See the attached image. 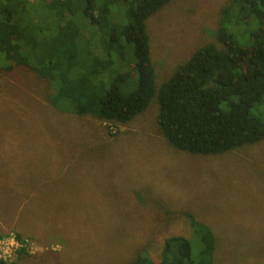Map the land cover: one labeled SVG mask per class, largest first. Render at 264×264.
Returning <instances> with one entry per match:
<instances>
[{"label": "rangeland", "instance_id": "obj_1", "mask_svg": "<svg viewBox=\"0 0 264 264\" xmlns=\"http://www.w3.org/2000/svg\"><path fill=\"white\" fill-rule=\"evenodd\" d=\"M227 2L172 0L148 19L157 83L216 42ZM50 91L38 72L0 71V239L22 237L7 262L128 264L141 249L157 261L188 211L215 233L213 264H264V139L192 155L159 135L155 105L111 124L51 105Z\"/></svg>", "mask_w": 264, "mask_h": 264}, {"label": "trees", "instance_id": "obj_2", "mask_svg": "<svg viewBox=\"0 0 264 264\" xmlns=\"http://www.w3.org/2000/svg\"><path fill=\"white\" fill-rule=\"evenodd\" d=\"M171 1L0 0V71L38 72L52 84L51 105L111 124H128L155 105L159 135L192 155L259 143L264 0H228L216 42L195 49L157 83L147 21ZM183 216L187 232L166 237L157 261L141 249L128 264H213L212 228L188 211Z\"/></svg>", "mask_w": 264, "mask_h": 264}, {"label": "built area", "instance_id": "obj_3", "mask_svg": "<svg viewBox=\"0 0 264 264\" xmlns=\"http://www.w3.org/2000/svg\"><path fill=\"white\" fill-rule=\"evenodd\" d=\"M18 246V240L14 235L3 236L0 239V258L9 261Z\"/></svg>", "mask_w": 264, "mask_h": 264}]
</instances>
